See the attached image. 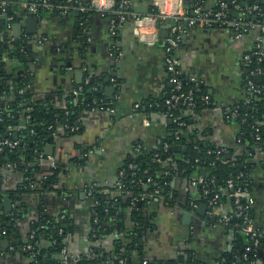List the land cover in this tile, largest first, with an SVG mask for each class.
<instances>
[{
	"label": "crops",
	"instance_id": "0c3cea01",
	"mask_svg": "<svg viewBox=\"0 0 264 264\" xmlns=\"http://www.w3.org/2000/svg\"><path fill=\"white\" fill-rule=\"evenodd\" d=\"M29 1L32 0H11L9 7L19 17L14 22L0 9V41L23 37L30 45L29 74L33 80L27 88L37 96L60 92L56 104L62 105L70 87L83 81L85 69L105 81L112 76L111 84L104 88L108 110L84 111L79 134L68 137L53 132L52 139L41 149H33L26 158L30 167H58L57 182L44 186V177L37 172L33 175L35 182L31 181L27 188L23 171L11 165L0 166L1 207L2 198L7 196L13 207L22 203L26 214L24 220H11L12 241L18 243L24 239L27 222L38 214L56 217L60 212L66 213L71 231L64 238L63 250L74 263L94 248L101 254L111 248L112 236L93 234L90 188L101 187L106 194H117L111 188L132 144L137 141L146 148H156L171 132L174 121L166 110H140L142 103L158 101L171 89L161 37L168 32L169 23L161 21L156 44L146 46L135 36L131 19L123 22L113 36L107 15L88 12L79 19L78 14L50 10L40 14L42 25L38 32L28 35L23 24L27 12L18 4ZM130 5L140 14L148 13L150 8L148 0H130ZM16 22L22 26L19 37L14 35L16 28H11ZM256 34L252 30L235 39L219 28H187L176 48L182 73L194 75L203 95L209 99V104L195 112H183L187 118L185 126L194 133V141H207L228 156L243 151L239 126L228 114L239 102L249 99L244 81V55L254 48ZM262 37L264 43V34ZM2 60L9 71L17 68L6 56ZM110 85L114 86L112 96L106 91ZM18 122L12 127L14 131L24 127ZM46 145L52 146V155L45 154ZM83 150L86 151L82 153ZM254 159L256 164L249 174L251 217L254 229L264 235V161L258 155ZM191 182L187 185L184 179L174 176L168 184L170 203H156L145 197L147 214L154 216L148 220L151 228L143 235V255L153 264L177 260L187 254L200 264H215L223 254L241 248L239 234L215 221V217L231 211L230 202L221 201L210 211L204 203L195 202L198 195ZM9 246L12 245L2 242L0 264L29 263L25 254L10 250ZM256 257L258 263L264 264V247L262 252L257 250Z\"/></svg>",
	"mask_w": 264,
	"mask_h": 264
},
{
	"label": "trees",
	"instance_id": "16d2710c",
	"mask_svg": "<svg viewBox=\"0 0 264 264\" xmlns=\"http://www.w3.org/2000/svg\"><path fill=\"white\" fill-rule=\"evenodd\" d=\"M52 1L59 2L61 0ZM238 1L245 4L244 7L247 4H258L264 14V0ZM44 11H40L38 16ZM149 12H151V7ZM6 13L8 17H11V22L19 19L12 6ZM87 13L78 14L76 17L83 18ZM261 38L263 37L261 36ZM261 44L264 51L263 39ZM253 49L248 52L250 57L249 61L245 63L244 81L250 77L259 92L250 94L248 100L237 104V117L234 120L240 130L239 139L243 147L242 153L226 157L222 151L217 153L219 149L212 147L209 142L194 141V133L185 126L187 118L182 115L185 111L184 107L180 104L175 105L172 108L175 121L172 123L171 132L167 134L162 144L156 148H146L137 141L132 144L131 152L126 155L117 173L116 179L122 185V193L110 195L104 193L101 187L90 188L93 234L96 237L100 234L112 236L111 248L102 254L94 248L87 255L76 259L74 263L70 260L71 264H142L145 260L146 264H153L143 255V235L147 229L151 228L148 220L154 216L147 214L145 197L156 203H170L168 184L174 176L184 179L187 185L198 177L204 179L209 193L203 195L201 185H197L195 187L198 195L195 201L197 204H206L209 198L217 194L218 202L216 203L228 200L231 210L234 208L233 199L227 195L239 188L249 190V174L251 168L256 164L255 156L258 155L261 157L260 160L264 161V78L258 82L255 79V74L250 75V72L255 69H264V57L259 61L257 56L251 54ZM29 50L30 45L23 37L10 41L5 38L0 41V136L18 140L15 148L6 147L0 152V166L11 165L23 171L27 188H30L31 181L35 182L33 175L40 172L44 177L42 185L50 187L57 182L59 168L30 167L26 158L31 156L33 149H41L47 141L52 139L53 132L68 137L79 134L82 131V113L89 111L93 99H104V88L107 84H111V81H105L104 78L85 69L83 81L73 84L69 90L81 87L78 97H73L69 92L63 104L57 105L56 101L60 92L51 91L37 96L27 88V85H30L33 80L29 74ZM3 56H6L10 63L17 64V68L9 71L7 64L2 60ZM181 80L184 91L189 89L195 91L196 110H198L202 107L200 104L202 88L199 84L196 85L186 80L183 75ZM96 84L102 86L101 90L93 89ZM168 94L169 92L166 95ZM166 95L153 103H142L140 110L144 112L155 109L165 111L163 100ZM155 103H158V106ZM26 117H29V120L24 127L17 131H14L13 128L8 130V126L13 127L19 120ZM63 125L69 127L77 125L79 128L72 131L70 128H64ZM175 135L179 136V140L175 139ZM257 135L259 139H256ZM164 142L169 144L165 151L163 150ZM180 142L186 144L188 148L187 152L182 155L175 153L172 149L173 145ZM136 146L138 148L134 150ZM84 151L86 150H83L82 153ZM260 151L262 152L261 156ZM156 153L158 154L157 158H155ZM168 156L172 157L170 162L165 160ZM147 179L150 180L147 181ZM228 180L232 181V187L227 186ZM111 189L117 191V186L114 185ZM155 190H158L159 194H154ZM243 202L241 203L244 204ZM243 214H251V209ZM25 215L22 203L13 207L10 213H4L0 205V247L2 242L7 239L8 245H12L14 251L23 253L29 258L28 264H64L56 256L64 249V238L71 231L68 214L65 213L63 218H60L61 212L56 217L38 214L27 222L24 239L14 243L11 237L13 232L11 220L16 218L24 220ZM235 223L241 224V218L232 219L231 224H227L226 227L232 228ZM233 229L239 234L241 248L230 254H223L215 264H247L252 259L257 260V250L264 247V235H259L260 244L253 247L249 238L239 228L233 227ZM3 230L5 231L4 235L1 234ZM32 231L34 232L33 239L30 238ZM27 244H30L33 249L23 250ZM249 245L252 247L251 251L246 252L245 247ZM32 253H35L34 257H31ZM244 253L248 257L246 260L234 258L235 255L241 256ZM161 264L200 263L187 254L177 260H168Z\"/></svg>",
	"mask_w": 264,
	"mask_h": 264
},
{
	"label": "built area",
	"instance_id": "2783aa9c",
	"mask_svg": "<svg viewBox=\"0 0 264 264\" xmlns=\"http://www.w3.org/2000/svg\"><path fill=\"white\" fill-rule=\"evenodd\" d=\"M246 1V0H245ZM151 7V12L148 11L146 14H140L135 12L130 5V0H88L87 2H79L76 0H65L64 2H54L52 0H32L29 2L19 3L23 9L29 13L37 15L40 11H50L55 10L59 11L62 14H84L86 12H98L103 15L109 16V22L111 24V33L112 35L117 34L118 27L128 19H131L133 22V32L137 37L138 41L146 46H154L158 40V26L161 21L169 18L171 23L169 24V29L167 36L164 38L163 42V51H164V63L166 71L168 74V81L171 85L169 94L164 97L163 103L166 107V113L173 121L175 117L173 115L172 108L180 104L184 107L185 111L195 112L197 107V99L195 96V91L189 89L184 91L182 89V80L181 76L183 75L186 80L194 84H198L197 79L194 75L183 74L180 68V59L176 54V48L182 41L184 31L187 28H206L213 29L219 28L228 32L232 38L239 39L242 35L247 34L248 32L255 30L257 32L254 39V51L251 52L253 56H257L259 61L264 57V51L262 49V38L264 34V14L261 11V8L258 4H247L246 7L241 4L238 0H204L196 1L195 0H148ZM11 0H0V9L4 11L5 6L11 5ZM250 16H252L250 18ZM9 21L11 17L7 18ZM250 53L244 55L245 62L249 61ZM261 75L264 78V69H255L250 72V75ZM112 77L110 78L111 81ZM245 83L250 94L259 92V89L255 86L253 80L250 77L245 79ZM102 86L96 84L93 89L101 90ZM79 88H72L71 95L73 97H78ZM201 105L209 104V99L205 95L200 96ZM158 106V103H155ZM135 107H139L138 104ZM235 106L233 109H230L228 116L231 119H236ZM108 110L109 107L103 98L93 99L91 105L89 106L90 111L95 110ZM29 117L24 118V126L28 123ZM64 128H70L74 131L79 128V126L74 125L69 127L68 125H63ZM8 130H12L11 126H8ZM258 129L256 128V131ZM175 139L179 140V136L175 135ZM256 139H259V136H256ZM18 144V140H12L8 137L0 136V152L4 148H15ZM178 144V143H177ZM169 147L167 142L163 143V150L165 151ZM138 146L134 148L137 150ZM221 151L218 150L217 153ZM260 154L262 152L260 151ZM158 154H155L157 158ZM170 162L172 157L168 156L165 159ZM51 166L54 167V162L51 160ZM133 167V165H130ZM122 174V172H121ZM150 179H147L149 181ZM201 185L203 195L209 193V189L205 186L204 179L198 177L196 180L191 182L192 186ZM232 181H227V186L232 187ZM115 186H117V195L122 193V185L119 181H116ZM91 194V190L89 191ZM154 194H159L158 190L154 191ZM229 198L233 199L234 208L228 213L221 217L215 218V221L220 224L227 225L231 224L232 219L241 218V224H233V227L239 228L240 231L249 238L253 247H257L260 244L259 234L253 226V218L251 214H243L244 212L251 209V194L250 191L246 188L237 189L232 193L227 195ZM218 198L217 194H214L213 197L209 198L206 202V206L210 211L217 205L216 202ZM244 201V202H243ZM243 202L244 204H242ZM64 214H61L60 218H63ZM233 227L231 229H233ZM1 234H5L3 230ZM30 238H34V232L30 234ZM251 245L245 247L246 252L251 251ZM9 249L12 250L13 247L9 246ZM33 249L30 244H27L23 247V250L29 251ZM63 254V263L68 264V259ZM35 253H32L31 257H34ZM235 259L246 260L247 254L241 256L235 255ZM76 261V260H75ZM142 264H146V260ZM247 264H258L256 259L250 260Z\"/></svg>",
	"mask_w": 264,
	"mask_h": 264
},
{
	"label": "water",
	"instance_id": "95a60500",
	"mask_svg": "<svg viewBox=\"0 0 264 264\" xmlns=\"http://www.w3.org/2000/svg\"><path fill=\"white\" fill-rule=\"evenodd\" d=\"M187 1V0H186ZM4 11L7 12L10 7L9 6H5L4 8ZM4 19V24H6V16L3 17ZM165 21L167 23H171V20L169 18L165 19ZM23 24L25 26V29H26V33L28 35H32V34H36L38 32V29L39 27H41V22H40V16H36L34 14H29L27 13L25 18L23 19ZM21 23L19 22H16V23H13L11 24V28H16V33L14 34L15 36H20L21 35ZM167 36V32L162 35L161 37L165 38ZM255 79L260 82L261 79H262V76L261 75H255ZM106 80H110V77H106ZM12 88V86H11ZM106 91L108 92V95L112 96L113 92H114V86L110 85L106 88ZM24 122L23 121H19L18 124H23ZM172 149L173 151L175 152H179V151H182L183 154L187 152V145L184 144L183 142H180L179 144H176V145H173L172 146ZM45 150H48V151H45ZM44 151H45V154L46 155H52V146L51 145H46L44 147ZM36 155H38V153H35ZM225 156L227 157L228 154H225ZM147 187V186H146ZM16 205V204H15ZM204 207V205H201ZM2 209H3V212L4 213H10L13 209V206H12V203H11V198L10 197H3L2 198ZM10 224V223H9ZM118 226L120 225L119 223L117 224ZM5 244L8 245V240L5 239L4 240ZM259 252H262V248H259L258 249ZM59 260H62L63 259V254H58L56 256ZM155 264H157V262H155ZM258 264H262V263H258Z\"/></svg>",
	"mask_w": 264,
	"mask_h": 264
}]
</instances>
